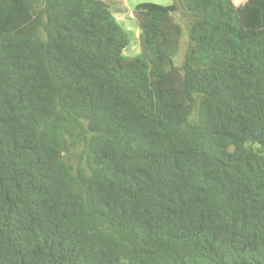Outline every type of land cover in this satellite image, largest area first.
Wrapping results in <instances>:
<instances>
[{"label": "trees", "instance_id": "16d2710c", "mask_svg": "<svg viewBox=\"0 0 264 264\" xmlns=\"http://www.w3.org/2000/svg\"><path fill=\"white\" fill-rule=\"evenodd\" d=\"M244 1L138 4L129 56L121 0H0V264H264V0Z\"/></svg>", "mask_w": 264, "mask_h": 264}, {"label": "rangeland", "instance_id": "374dc122", "mask_svg": "<svg viewBox=\"0 0 264 264\" xmlns=\"http://www.w3.org/2000/svg\"><path fill=\"white\" fill-rule=\"evenodd\" d=\"M122 3L120 7L124 10H117L115 15L117 19L123 24L124 27L129 29L133 33V40L130 43L129 47L126 49L125 54L129 56H134L141 52L140 45V28L136 18L133 15V10L136 5L141 3H156L161 5H170L176 2V0H121ZM239 4H241L244 0H236ZM245 2V1H244ZM243 2V3H244ZM176 20L183 26V46L186 45L188 41V26L190 22V17L188 14L183 12L181 9L175 14ZM184 49L182 50V52ZM179 60V59H178ZM177 61V59H176Z\"/></svg>", "mask_w": 264, "mask_h": 264}]
</instances>
